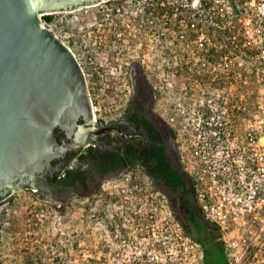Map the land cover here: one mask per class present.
<instances>
[{"label":"flooded vegetation","instance_id":"af4514ba","mask_svg":"<svg viewBox=\"0 0 264 264\" xmlns=\"http://www.w3.org/2000/svg\"><path fill=\"white\" fill-rule=\"evenodd\" d=\"M202 1L199 3L204 8L193 14L198 22L204 20L203 12L212 13L213 0H204L203 4ZM171 3L170 0H99L49 12L50 24L58 27V13L100 5L92 12L96 21L90 25L85 23L82 28L71 27L66 40L52 27L80 62L92 107L89 119L80 114L75 123L70 121L63 127L57 125L56 131L69 142L86 131H91L92 135L86 144L68 147L33 178L26 176L5 189L0 200L18 186L37 187L42 195L51 191L58 195L72 194L78 190L91 195L106 180L127 175L133 186L161 192L168 198L183 227L196 230L194 221L200 218V210L195 199L194 178L181 152L174 119L168 117L166 86L161 91L157 86L158 65L149 63L190 62V56L184 54L185 46H196L199 54L195 58L198 60L195 74L201 77L213 74L209 93L215 101L210 106L213 115L219 118L231 107V76L228 72L231 48L227 43L225 47H229L225 50L219 48L222 39L216 40L217 32L211 43H200L196 33L192 38L190 23L187 30L173 22L176 13L172 10L176 7L170 6ZM189 3L187 0L186 4ZM91 27L93 29L88 32L86 29ZM92 32L94 36L90 37ZM208 45L214 51L221 50L220 58L224 63L220 66L225 64V72L213 73L217 68V56L212 54L213 57L206 58L204 53L201 54L200 47ZM56 140L58 144H64L61 136L56 135ZM64 176L67 177L66 189L57 181ZM129 243L133 241L130 239ZM128 251L133 255L138 253L136 246ZM150 252V247L139 251L141 254Z\"/></svg>","mask_w":264,"mask_h":264},{"label":"rangeland","instance_id":"374dc122","mask_svg":"<svg viewBox=\"0 0 264 264\" xmlns=\"http://www.w3.org/2000/svg\"><path fill=\"white\" fill-rule=\"evenodd\" d=\"M170 1V6L177 8L172 10L176 13L174 23L181 22L182 28L189 30V23L199 21L193 16L197 9L204 8L200 3L193 5L198 0H189V4H186L187 0ZM223 4V0L217 2L219 7ZM99 6L60 12L57 14L58 27L46 24L54 27L55 32L66 40L71 27L82 28L85 23L90 25L96 21L92 12ZM206 13L201 15L204 19L201 24L210 23L212 14ZM92 29L86 30L91 32ZM189 31L192 38L197 33L191 26ZM200 48L206 58L213 57L212 54L217 56V68L213 73L225 72V64L220 66L224 63L220 58L221 50L214 51L211 46ZM185 50V56H190L192 61L149 64L158 65L157 86L160 91L166 86L168 117L174 119L181 152L188 157L194 153L195 146L204 143L203 137L209 130L203 124L214 114L210 104L215 100L209 93L213 74L197 76L198 60L195 58L199 53L196 46L186 45ZM173 54L177 55L176 52ZM249 66L252 72L247 79L230 77L231 103L245 102L244 115L248 120L264 119V110L259 109V104H264V91H260L253 65ZM262 129L264 131V127ZM185 160L190 165L193 163L191 156ZM167 199L161 192L133 186L127 175L106 180L91 195L83 190L59 195L51 191L42 195L37 187H15L0 200V264H149L151 261L166 264L169 252L177 247L175 233H187ZM130 239L133 243H129ZM134 246L138 252L135 255L128 251ZM147 247L152 253H139Z\"/></svg>","mask_w":264,"mask_h":264},{"label":"built area","instance_id":"2783aa9c","mask_svg":"<svg viewBox=\"0 0 264 264\" xmlns=\"http://www.w3.org/2000/svg\"><path fill=\"white\" fill-rule=\"evenodd\" d=\"M220 1L213 0L209 24L193 21L190 26L200 43H211L217 32L219 47L227 43L231 48L230 76L247 79L251 64L263 92L264 0H223L219 7ZM246 109L245 102L231 103L222 117L208 116L204 143L190 154L193 167L186 164L199 210L216 227L228 264H264V119L253 115L258 118L248 120ZM259 109L264 110V104ZM174 238L177 247L166 264H206L200 242L185 232H176Z\"/></svg>","mask_w":264,"mask_h":264},{"label":"water","instance_id":"95a60500","mask_svg":"<svg viewBox=\"0 0 264 264\" xmlns=\"http://www.w3.org/2000/svg\"><path fill=\"white\" fill-rule=\"evenodd\" d=\"M96 1L0 0V194L92 135L56 131L92 107L80 62L41 14Z\"/></svg>","mask_w":264,"mask_h":264},{"label":"trees","instance_id":"16d2710c","mask_svg":"<svg viewBox=\"0 0 264 264\" xmlns=\"http://www.w3.org/2000/svg\"><path fill=\"white\" fill-rule=\"evenodd\" d=\"M42 17L46 23H50L51 16L49 13H44ZM235 32L236 30L233 31V33ZM226 35H227L226 40H228L229 32L227 30L225 32V36ZM228 47L229 46L224 47V50L225 48H228ZM203 126H205V123L203 124ZM66 179L67 177L65 176L57 179L58 182L63 183L62 184L64 186L63 189H66L67 187ZM72 183L73 184L75 183V179H73ZM199 213H200V218L198 219L196 218V221H194V223L196 224V230L191 232L190 230L186 228L187 234L193 237L196 241L200 242L203 245L204 250H205L204 259H205L206 264H228L226 257L224 256L222 252L221 243L217 239L218 232H217L216 227L204 217L201 211H199Z\"/></svg>","mask_w":264,"mask_h":264}]
</instances>
